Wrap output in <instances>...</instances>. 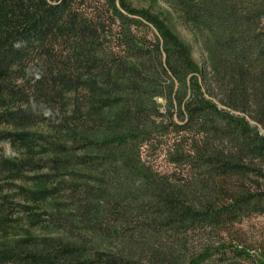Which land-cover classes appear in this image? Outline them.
<instances>
[{
	"label": "trees",
	"instance_id": "16d2710c",
	"mask_svg": "<svg viewBox=\"0 0 264 264\" xmlns=\"http://www.w3.org/2000/svg\"><path fill=\"white\" fill-rule=\"evenodd\" d=\"M166 1L201 67L119 0H0V223L22 212L58 232L3 244L0 264L252 256L227 235L264 215V0Z\"/></svg>",
	"mask_w": 264,
	"mask_h": 264
},
{
	"label": "rangeland",
	"instance_id": "374dc122",
	"mask_svg": "<svg viewBox=\"0 0 264 264\" xmlns=\"http://www.w3.org/2000/svg\"><path fill=\"white\" fill-rule=\"evenodd\" d=\"M119 2L128 4L135 9L141 10L146 15L156 18L163 24L168 32L172 33L178 41L185 45L191 59L199 67L202 66L205 58V51L202 48L200 37L190 25L182 19L181 15L170 2L166 0H119ZM141 31L143 35H146L149 39H154L153 32H156V30L152 25H150V28L144 27ZM43 129V127H39L36 130ZM5 148L9 154H18V150L13 149L9 144H5ZM151 157L159 169H165L167 167L163 155H152ZM16 185L28 189L44 188L40 184L25 180H18ZM55 199L56 198L53 196L47 197L40 204V209L51 211ZM229 231L230 235H227V239L233 241V243L239 244L240 247H246L250 255H252L244 260L245 264H253L255 260L259 263L264 261V215L255 214L246 217L241 222L232 225ZM57 233V231H53L44 225H33L26 214L19 212L14 216L13 222L0 223V246L15 239H26L35 236L54 235ZM195 240L197 239L195 238ZM197 243L198 245L201 244V240L198 239Z\"/></svg>",
	"mask_w": 264,
	"mask_h": 264
}]
</instances>
